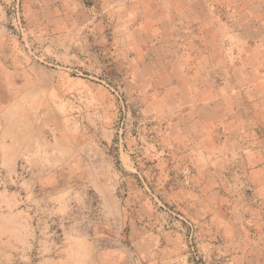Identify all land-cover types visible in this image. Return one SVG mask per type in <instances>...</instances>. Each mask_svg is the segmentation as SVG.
I'll list each match as a JSON object with an SVG mask.
<instances>
[{
	"label": "rangeland",
	"instance_id": "1",
	"mask_svg": "<svg viewBox=\"0 0 264 264\" xmlns=\"http://www.w3.org/2000/svg\"><path fill=\"white\" fill-rule=\"evenodd\" d=\"M0 264H264V0H0Z\"/></svg>",
	"mask_w": 264,
	"mask_h": 264
}]
</instances>
